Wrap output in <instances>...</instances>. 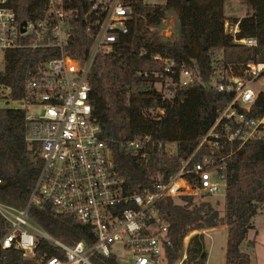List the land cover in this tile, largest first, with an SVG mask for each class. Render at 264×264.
I'll return each instance as SVG.
<instances>
[{"label":"trees","instance_id":"16d2710c","mask_svg":"<svg viewBox=\"0 0 264 264\" xmlns=\"http://www.w3.org/2000/svg\"><path fill=\"white\" fill-rule=\"evenodd\" d=\"M44 0H7L20 20L41 16ZM232 0H165L162 5L136 0L129 32L121 38L118 51L96 58L89 75L93 115L102 128V139L112 151L116 169L124 177L130 192L152 189L158 182L168 181L191 158L190 168L206 155L219 153L199 145L214 124L219 112L232 95L211 87L215 69L225 75L241 74L249 63H264V0H237L247 4L252 13L237 19L227 18L225 3ZM75 36L70 43L74 59H85L92 43L86 32L85 0H75ZM175 15L176 32L172 38H161L151 31L159 27L168 14ZM238 24L234 36L225 31V23ZM251 37L257 48L235 42ZM221 52L220 54H217ZM49 49L23 48L9 50L0 70V86L9 89L8 99L19 101L28 80L44 70V64L55 57ZM156 56L174 62L173 73H166ZM182 68L199 72L204 85L182 88ZM170 88L172 94L164 96ZM149 110L157 111L156 115ZM162 111L163 113H159ZM264 114V93L250 115ZM26 112L0 108V203L23 210L34 192L43 162L38 144L26 141ZM153 135L163 144H175V154L153 150L147 164L141 162L127 143ZM151 150V147H149ZM198 149V150H197ZM197 150V151H196ZM225 155L228 148L223 150ZM225 217L209 203L194 204V195L179 196L183 204L166 198L160 205L168 222L171 247L168 264L183 256L185 239L193 232L186 246L182 264H207L208 248L203 231L227 226L225 264H252L249 254L240 250L241 243L253 226L252 218L264 205V139L245 143L227 159ZM30 219L53 239L72 246L79 241L91 242L88 229L73 218L56 215L48 204L32 205ZM8 224L0 215V240ZM60 256L63 251L38 238L36 258L28 260L15 248L0 251V264H39L42 257ZM94 264H119L116 257H95Z\"/></svg>","mask_w":264,"mask_h":264},{"label":"built area","instance_id":"2783aa9c","mask_svg":"<svg viewBox=\"0 0 264 264\" xmlns=\"http://www.w3.org/2000/svg\"><path fill=\"white\" fill-rule=\"evenodd\" d=\"M135 1L85 0L84 23L92 43L85 59L80 60L74 59L69 49L75 36V0H44L41 16L27 20H20L7 0H0L3 61L5 52L23 48L49 49L57 54L44 64L40 74L27 81L19 100L26 112V141L38 144L43 166L25 209L0 203V215L8 224L0 251L15 248L24 258L34 260L40 238L61 249L64 256H45L39 264H94L95 257L111 256L122 264L123 255L128 256L129 264H168L171 239L161 203L168 197L220 194L226 189L227 159L248 141L264 139V114L250 115L264 93V63H249L238 75L227 76L215 69L211 87L231 94L232 99L219 112L198 149L206 145L211 152H218V157L206 154L191 168V158L181 161L180 169L168 181L139 192L127 189L93 115L89 75L98 56L118 51L121 38L129 32ZM225 31L235 36L238 24L231 32ZM235 42L258 47L257 39L251 37L235 38ZM154 59L162 63L166 73H173L171 59ZM179 81L182 88L204 85L194 69L182 68ZM160 90L166 97L172 94L170 88ZM32 106L40 107V113L28 115ZM156 112L149 110L153 116ZM127 148L147 164L153 148L170 156L175 154L176 145L163 144L149 135L128 142ZM226 148L228 152L223 155ZM43 204H48L54 214L71 217L86 227L91 242L67 246L40 229L30 219L29 209Z\"/></svg>","mask_w":264,"mask_h":264},{"label":"rangeland","instance_id":"374dc122","mask_svg":"<svg viewBox=\"0 0 264 264\" xmlns=\"http://www.w3.org/2000/svg\"><path fill=\"white\" fill-rule=\"evenodd\" d=\"M149 4H159L165 3V0H144ZM252 13L251 8L243 3L242 1L232 0L225 3V15L227 18H237L240 19L248 14ZM228 32H231L232 25L227 21ZM225 23V24H226ZM177 21L175 15L169 13L167 18L163 21L162 25L159 27H153L151 31L157 32V35L161 38H172L176 32ZM217 54L221 55V52ZM4 68L3 54L0 53V70ZM9 89L0 86V108L7 107L11 109H19L21 104L19 101H12L8 99ZM41 108L37 106L29 107L27 110L28 115H36L40 113ZM226 192L227 188L222 189L220 194L209 196V195H194V204L199 205L200 203H209L213 209H215L219 217H225V202H226ZM177 204H183L179 199V196L173 198ZM251 224L253 229H251L247 235V238L241 243L240 250L249 254L252 264H264V205L258 210V213L252 218ZM200 232H193L185 239V247L183 251V256L173 264H182L186 257L185 250L189 242V239L194 234ZM206 236V245L208 248L209 256L207 264H225L226 257V241H227V226L220 225L214 229H207L203 231ZM117 250L119 248H116ZM128 256L123 255L121 258L122 264H129L126 262Z\"/></svg>","mask_w":264,"mask_h":264}]
</instances>
